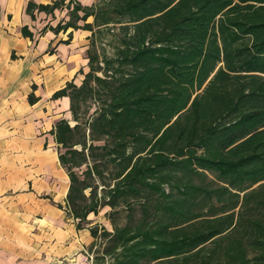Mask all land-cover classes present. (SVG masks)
Segmentation results:
<instances>
[{
  "label": "trees",
  "instance_id": "16d2710c",
  "mask_svg": "<svg viewBox=\"0 0 264 264\" xmlns=\"http://www.w3.org/2000/svg\"><path fill=\"white\" fill-rule=\"evenodd\" d=\"M63 9L48 29L91 32L81 84L52 95L69 98L74 123L52 131L67 213L79 230L108 209L110 229L89 227V264H264V0H30L25 11ZM116 26L108 57L96 33Z\"/></svg>",
  "mask_w": 264,
  "mask_h": 264
},
{
  "label": "crops",
  "instance_id": "0c3cea01",
  "mask_svg": "<svg viewBox=\"0 0 264 264\" xmlns=\"http://www.w3.org/2000/svg\"><path fill=\"white\" fill-rule=\"evenodd\" d=\"M29 1L0 0V264H89V227L108 228L107 210L88 215L89 224L79 230L67 213L69 179L52 131L62 119L74 123L69 98L52 95L68 82L81 84L89 71L91 32L54 33L48 27L66 21L67 10L53 17L35 12L31 19L25 11ZM24 28L31 37L22 34Z\"/></svg>",
  "mask_w": 264,
  "mask_h": 264
},
{
  "label": "rangeland",
  "instance_id": "374dc122",
  "mask_svg": "<svg viewBox=\"0 0 264 264\" xmlns=\"http://www.w3.org/2000/svg\"><path fill=\"white\" fill-rule=\"evenodd\" d=\"M97 32L98 33H96L95 38V47L97 51L103 52L106 56L111 57L113 55L114 48L118 44V36H121L118 26L114 27L112 30L100 28ZM91 111H93V107ZM106 210L108 209L106 208ZM99 218L100 221L103 222V216H100ZM108 229H110V227H108Z\"/></svg>",
  "mask_w": 264,
  "mask_h": 264
}]
</instances>
